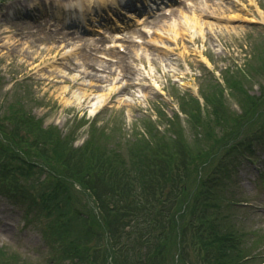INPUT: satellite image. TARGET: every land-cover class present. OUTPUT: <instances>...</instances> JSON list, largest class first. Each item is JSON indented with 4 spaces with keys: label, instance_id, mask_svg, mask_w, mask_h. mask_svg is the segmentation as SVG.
<instances>
[{
    "label": "trees",
    "instance_id": "1",
    "mask_svg": "<svg viewBox=\"0 0 264 264\" xmlns=\"http://www.w3.org/2000/svg\"><path fill=\"white\" fill-rule=\"evenodd\" d=\"M248 68L252 76L255 72L264 76V51ZM250 80L226 75V86L233 89L229 94L241 106V114L230 109L225 89L207 82L202 91L205 105L195 97L179 98L188 116L186 126L178 115L163 120L174 137L146 120V136L137 131L135 140L124 144L109 140L104 128L92 125L86 142L75 147L74 131L64 135L56 126L44 127L27 109L25 98L0 99V195L17 198L29 212L48 219L45 236L53 245L49 264H106L110 257L115 264H196L191 246L197 245L206 264L215 259L218 264H248L245 258L254 246L244 244L245 236L223 213L232 214L242 201L227 189L235 153L252 146V131L241 137L244 132L239 128L245 127L241 118H250L264 105V84L259 96H251L244 88ZM190 130L193 140L186 135ZM216 132L230 138L216 139L207 149L218 159L208 165L209 151L196 150L193 144L202 136L212 140ZM43 175V180L37 179ZM32 178L40 182L30 188L24 180ZM80 195L92 200L94 208L81 206ZM192 198L193 214L187 220L185 210L179 220V206ZM196 218L209 228V238L201 235ZM171 234L180 238L172 256L163 243ZM0 264L36 263L0 248Z\"/></svg>",
    "mask_w": 264,
    "mask_h": 264
},
{
    "label": "rangeland",
    "instance_id": "2",
    "mask_svg": "<svg viewBox=\"0 0 264 264\" xmlns=\"http://www.w3.org/2000/svg\"><path fill=\"white\" fill-rule=\"evenodd\" d=\"M63 1L66 0H6L0 3V95L9 101L25 98L27 109L44 126H56L64 135L75 130V145H81L87 139L91 121H96L92 124L95 128L105 129L109 140L112 138L122 144L135 140L137 131L146 136V120L155 123L161 132L166 130L167 136L174 137L163 120H172L179 114L180 123L187 125L188 116L181 113L183 109L179 98L192 101L194 96L202 95L207 82L218 88L219 83H223L220 82L222 77L225 84L220 87L225 89L224 94L231 110L241 114L239 105L229 97L228 93L233 89L226 86L227 74L232 79H237L238 75L251 78L249 93H260L259 82H264V76L256 72L252 76L247 62H252V57L256 58L264 51V0H209L202 8L207 16L202 13L203 18H200L202 23L208 21L207 26H196L189 30L196 40L191 41L187 27L177 29V42H172L169 36L163 40L164 44L171 47L169 50L155 42L160 39L158 33L151 34L156 27L167 24L170 16L165 17L159 24L151 26L146 46H129L126 53H120L117 58L112 57L115 62L107 64L109 69L106 70L102 65L104 59H99L98 55L105 54L102 50L108 41L104 38L97 40V36L80 42L76 38L77 33L64 28L61 19L65 14L63 5H60L64 4ZM189 1L196 5V0ZM44 3L48 8H45ZM210 3L214 5L206 9ZM50 9L57 15L56 18L50 16ZM185 9V6H181L177 13ZM196 15L200 17L201 12L196 11ZM124 45L127 46V42ZM47 48L52 49L47 51ZM67 51L72 65L65 56ZM118 52L116 50L111 54L115 56ZM107 56L110 57V54ZM85 62L90 63V68ZM261 63V60L257 62ZM121 64L128 65L135 75L126 88V79L119 76ZM73 65L76 68L70 71ZM93 74L101 75L104 79L99 82L100 76L92 77ZM66 78L69 81H65ZM100 96H105V102L94 109L93 105ZM249 117L241 118L245 127L239 128L240 133H248L264 125V105ZM186 135L189 140L194 139L192 130ZM224 136L223 132H216L215 138L210 141L206 136H199L198 144L197 141L193 144L196 150L209 151L206 164L211 165L218 160L212 158L211 149H207L216 139ZM256 148L253 160L239 161L240 165L234 168L236 176L232 175L231 170L232 182L227 186L229 192L242 194L243 198L249 200L247 206L239 209L234 216L238 228L249 230L247 236H251L250 242L255 243L253 252L258 253L248 264H264V190L256 186L264 189V184L258 180L259 174L264 172V139L257 142ZM39 182L35 178L24 180L30 188ZM186 198L188 201L189 194ZM79 199L81 206L89 205L85 195H80ZM193 199L179 206L181 213L176 216L179 220L185 210L187 220L189 213L193 214ZM28 209L19 204L17 198L11 200L0 195V248L15 251L22 258L33 259L36 264H49L48 251L53 245H48L45 236L48 222ZM27 215L32 217L31 222ZM196 221L201 225L200 218H196ZM186 222L183 221V226ZM200 229L201 235L209 238V228L201 225ZM178 241L180 238L172 234L165 242L162 241L170 251L169 255H175ZM200 248V245L195 248L191 246L192 259L196 264H206L200 258L205 255ZM149 253L148 248L147 256ZM155 255L156 252L150 262H154ZM218 260L215 259L212 264ZM174 263L171 261V264Z\"/></svg>",
    "mask_w": 264,
    "mask_h": 264
},
{
    "label": "bare ground",
    "instance_id": "3",
    "mask_svg": "<svg viewBox=\"0 0 264 264\" xmlns=\"http://www.w3.org/2000/svg\"><path fill=\"white\" fill-rule=\"evenodd\" d=\"M173 1H176V2H178V0H173ZM209 2V0H205V3H204V7L207 5V3ZM146 2L147 3H149V1H147L146 0ZM212 5H214V3H210V4H208V6L206 7V9H210L211 8V6ZM153 8V7H152ZM196 10L198 11V12H201V15H200V17H198L197 15H196V13H194V12H192L191 10L189 11H187V12H185V11H180L179 13H177V12H173V13H171L170 15V20H168L167 21V24H165V25H163V26H161V27H156V30H157V33H158V35H159V37H160V39H159V41H155V42H157V43H159L160 45L159 46H166V49L167 50H169V49H171V47L170 46H168V45H166V44H164L163 43V40H165L166 39V37L167 36H169V37H171V41L173 42V41H178V34H179V31H176L177 29H180V28H183V27H187V29L186 28H184V29H186L188 32H187V34H188V36H191V34H190V31L189 30H191L193 27H196V26H202V25H204V27H206L207 26V24H208V21H205L204 23H202L201 22V17H202V13L203 14H205L206 13V11H204L203 9H201V5L200 6H198V7H196ZM121 14H125L126 12L125 11H123V12H121V11H119ZM156 10H150L149 12H148V14L145 16V18H144V20L146 21V20H149V18H151V17H154V15H156ZM114 13H110V19L112 20L113 18H114V15H113ZM206 15V14H205ZM129 17H130V15H128ZM129 17H128V19H126L124 22H120V21H118V19L117 18H115L114 19V21L116 22V23H118L119 25H124V26H131L132 24H134V23H136V24H139V23H142V20L141 21H139L138 22V20H131V19H129ZM203 18V17H202ZM161 21H163V20H155L154 21V24H159ZM211 29V28H210ZM182 32V31H181ZM200 32H203V31H200ZM191 41H193L194 39L196 40V36L194 37V35H192L191 36ZM52 48H47V51H50ZM153 56H158V55H156V54H152ZM147 57H149L148 55H147ZM86 64H87V62H85ZM122 65V66H121ZM120 66H121V70H120V76L122 77V78H124V79H126V82H124V84H126V85H124V88H126V86H128V85H130L129 84V82H130V80L134 77L135 78V75L132 73V71L129 69V66L128 65H124V64H121ZM90 66L91 65H88V67L90 68ZM103 67H105V70L106 69H109V66H107V65H103ZM74 70V69H73ZM73 70H71V71H73ZM94 76H96V77H98L99 78V76H100V81L99 82H102V80L104 79V77L103 76H101V75H95V74H93V76L92 77H94ZM73 77H75L76 78V76H73ZM72 77V78H73ZM95 77V78H96ZM94 78V79H95ZM152 78H153V76H152ZM65 81H69V79L68 78H66L65 79ZM128 81V82H127ZM110 92H112V89L110 90ZM105 102V96H100L99 97V99L97 100V103H95L94 105H93V107H94V109L95 108H98L101 104H103Z\"/></svg>",
    "mask_w": 264,
    "mask_h": 264
}]
</instances>
